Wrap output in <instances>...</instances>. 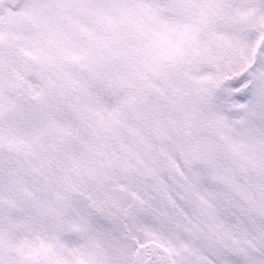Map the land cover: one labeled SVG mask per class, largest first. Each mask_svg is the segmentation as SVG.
Masks as SVG:
<instances>
[{
  "label": "snow or ice",
  "instance_id": "1",
  "mask_svg": "<svg viewBox=\"0 0 264 264\" xmlns=\"http://www.w3.org/2000/svg\"><path fill=\"white\" fill-rule=\"evenodd\" d=\"M0 264H264V0H0Z\"/></svg>",
  "mask_w": 264,
  "mask_h": 264
}]
</instances>
